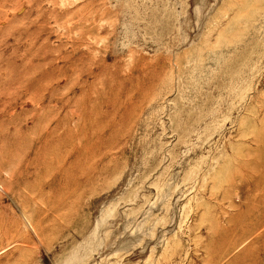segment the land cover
<instances>
[{
	"label": "rangeland",
	"instance_id": "374dc122",
	"mask_svg": "<svg viewBox=\"0 0 264 264\" xmlns=\"http://www.w3.org/2000/svg\"><path fill=\"white\" fill-rule=\"evenodd\" d=\"M0 264H264V0H0Z\"/></svg>",
	"mask_w": 264,
	"mask_h": 264
}]
</instances>
